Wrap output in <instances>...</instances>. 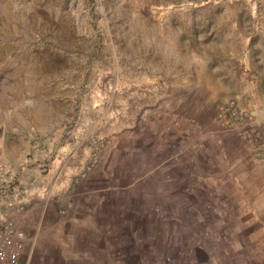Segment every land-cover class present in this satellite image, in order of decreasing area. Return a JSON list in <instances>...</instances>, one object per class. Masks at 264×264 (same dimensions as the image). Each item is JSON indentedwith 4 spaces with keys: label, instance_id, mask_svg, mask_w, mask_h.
Listing matches in <instances>:
<instances>
[{
    "label": "rangeland",
    "instance_id": "374dc122",
    "mask_svg": "<svg viewBox=\"0 0 264 264\" xmlns=\"http://www.w3.org/2000/svg\"><path fill=\"white\" fill-rule=\"evenodd\" d=\"M34 205L82 218L81 264H264V0H0V214Z\"/></svg>",
    "mask_w": 264,
    "mask_h": 264
},
{
    "label": "crops",
    "instance_id": "0c3cea01",
    "mask_svg": "<svg viewBox=\"0 0 264 264\" xmlns=\"http://www.w3.org/2000/svg\"><path fill=\"white\" fill-rule=\"evenodd\" d=\"M200 139H193L191 137H186L183 139L181 137L179 139H174L171 143H164V145H167L168 148H171V146L174 148L172 155H168L174 156L172 159L175 162L174 166H177V168L180 170H185L183 172H197V170L193 171V161H197L196 157L193 158V145L195 146L198 144H202L201 141L204 140ZM205 141H210L211 143L209 145L212 144V146L217 147L218 150L221 148H224L225 150L226 156L224 152L221 153L220 151L219 155L215 156L214 161L216 160L217 163L219 161L222 162L224 160V157H228V159L230 158V161H232L231 166H233L234 168H237L239 166L245 168L243 164V162L245 161L243 155H245L246 151L248 153H251V149L248 146L237 140H232L229 136L223 138L222 144L219 139H217L216 141L212 140L211 138ZM231 150H236L239 153H237V156L234 157L233 155H231ZM206 157L207 156H205V159ZM168 159L170 160L171 158ZM254 169L257 168L255 167ZM210 171L212 172L213 170L210 169ZM35 207L36 205L32 206L31 209H29L31 219L34 221L35 219H37V223L39 226L43 223L44 225L43 229H41L39 233H34L33 235H31V233H27V235H25L26 241L22 254V256L25 257L24 264H81L83 259L90 260V256L93 252L87 250L82 252V250H79L78 247V236L80 233H83L82 231H84V227L82 226L81 228H79L74 224L81 223V221H78V219L82 218L75 217L74 213L72 212L70 215L69 213H67V216L65 218L59 219L57 216H54L52 211H49L46 206H44L43 208L40 207V205L36 208ZM53 212L55 211L53 210ZM44 213H46L47 215L44 221H42ZM63 225L73 226L75 227V229H80L82 231H75L74 234L65 236L61 229V226ZM83 235L87 236L90 234ZM93 239H95L94 234ZM80 254H83L84 257L78 258ZM20 264H22L21 260Z\"/></svg>",
    "mask_w": 264,
    "mask_h": 264
},
{
    "label": "built area",
    "instance_id": "2783aa9c",
    "mask_svg": "<svg viewBox=\"0 0 264 264\" xmlns=\"http://www.w3.org/2000/svg\"><path fill=\"white\" fill-rule=\"evenodd\" d=\"M216 119L222 126H228L230 119L243 122L244 125L238 130V135L250 144L260 136L257 127L246 113L236 110L233 106L217 108ZM20 209L21 207L16 208L15 213H20ZM25 241V233L18 228L17 218L0 214V264H20Z\"/></svg>",
    "mask_w": 264,
    "mask_h": 264
}]
</instances>
